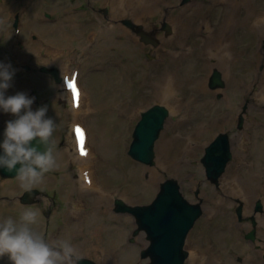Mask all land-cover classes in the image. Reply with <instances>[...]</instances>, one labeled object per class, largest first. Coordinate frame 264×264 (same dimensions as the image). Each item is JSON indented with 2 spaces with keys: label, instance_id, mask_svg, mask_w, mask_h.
Returning a JSON list of instances; mask_svg holds the SVG:
<instances>
[{
  "label": "rangeland",
  "instance_id": "374dc122",
  "mask_svg": "<svg viewBox=\"0 0 264 264\" xmlns=\"http://www.w3.org/2000/svg\"><path fill=\"white\" fill-rule=\"evenodd\" d=\"M102 1L32 0L31 4L24 6L21 0H0V21L3 22L0 23V61L10 64L15 70L11 81L12 86L7 91L15 90L12 95L23 92L30 98L34 97L32 110L47 106L46 118H51L56 123V130L52 135L55 166L44 175L42 183L33 186L46 189L50 197H44L32 204L21 203L19 196L25 189L20 187L17 178L4 179L0 176V219L11 217L18 220L25 210L37 211L39 215L37 223L32 226L33 230L43 235L49 243L67 241L79 256H89L96 259L99 264H145L146 260H140V251L149 243L147 235L141 232L134 242H130L136 226L135 218L131 214L114 211L115 197H121L130 204L150 203L158 191L159 183L168 177H175L180 181L183 192L189 200L197 201L194 191L199 188L201 196L204 197V213L188 236L187 248L199 251L204 257L209 255L203 251L204 248L209 253H211L209 249L216 248L222 257V264H264V243L260 250H257L256 245L245 237L247 231L252 228L249 217L254 212L253 206L256 199L261 197L264 202V155L249 146L251 154L246 156L249 166L257 158L261 164L255 172L257 180L254 184L258 182V187H261L255 197L250 199L238 193L226 191L229 187L227 174L237 157L235 136L239 133L244 134L253 109L257 106L255 78L259 73H264V35L259 37L262 51L256 54L251 46H248L255 36L250 28L235 32L234 41L239 39L235 43V49L238 52L237 68L230 70L229 65L220 67L216 65V58H211L206 72H202L198 66L189 73L187 84L176 93L177 102L174 105L152 97L149 91L144 93L140 84L144 77L145 79L151 77L147 63L155 59L156 50L163 45L164 39L174 35L175 28L170 13L179 12L195 0L186 4H182V0H171L163 11L154 17L149 27L145 22L129 14L113 18L112 8ZM205 3L206 0H203V4ZM220 6L221 4H217L216 8ZM257 6L259 11L264 12V0L257 2ZM70 10L73 11L75 18L72 24L68 22L54 24L59 16H65ZM106 10L108 15L105 13ZM16 15H19L21 22L23 43L18 42L13 34V21ZM212 17L213 14L210 15V18ZM125 19H131L136 26L142 25L143 31L157 39L158 44L144 42L139 29L124 23ZM164 22L171 26V33L164 30ZM107 23L127 27L130 29V34L138 38L132 42L122 36L120 26L114 28V32H117L115 38L107 36L101 31L102 26ZM34 31L41 35L40 40L32 37L31 33ZM242 34L244 37L241 36ZM50 40L59 44H68L69 48L64 49L66 54L56 52L61 46L51 44L53 42ZM120 60L128 67L129 83L120 74ZM66 64L82 68L81 84L96 107L93 113L95 117H79L82 120H88L86 125L89 122L93 143L97 144L95 147L98 149L100 158L104 150L103 155L106 161L102 160V162L109 166L105 167L108 178L106 185L113 187L112 191L103 192L106 195L103 197L109 198L108 206L106 205L108 201H104L99 195L84 192L79 197L73 188L74 185L80 187L78 176L80 164L74 159L71 140L72 123L75 117L70 103L63 96L62 83L59 84L51 73L42 70L44 66L50 69L56 68L62 77L65 71L71 72L70 68L64 69ZM214 68L222 71L226 81L224 88L209 87V78ZM105 70L110 71L108 73ZM197 74H203L205 77V88L211 103L208 118L216 120L226 115L228 123L224 126L215 124L211 128L202 127L198 138L188 142L187 149L189 151L192 147L195 149L179 156L177 169L171 171L163 162L161 148L163 149L167 137L173 134L172 125L178 122L177 119L182 120L191 112L199 115L198 120L205 118L198 106V101L191 112L184 109L188 100L196 99L200 94L194 88V78ZM232 79L239 83V88L235 86V91L230 89ZM208 95L204 98L208 99ZM143 96L145 99L142 101ZM125 102L129 105V111L131 110L128 114L121 106ZM154 104L166 105L170 108L171 114L156 141V162L154 165H147L133 160L128 154V149L141 112ZM245 104L247 111L243 127L240 129L238 120ZM15 118L12 114L6 113L0 116V143L3 142L6 122ZM257 119L264 122V115L257 116ZM221 131L230 134L233 159L221 177L220 186L217 187L207 179L200 159L205 153V147ZM176 133L179 134L178 131ZM104 141L105 146H103ZM111 141H113L112 146ZM103 170V167L99 170L101 178H103ZM152 172H155L156 178L152 184H149ZM66 180L70 183H66ZM66 184L69 185L66 186ZM238 197L245 201L244 222L238 221L235 211ZM75 201H79L77 207L73 206ZM70 202H72L71 206H69ZM75 213L78 214L74 215ZM263 215L257 214L258 243L264 242ZM224 224H227V228L223 227ZM214 225L223 227L220 234L233 233L234 238L223 241L218 239V243L212 234ZM231 225L235 228L234 231L230 229ZM208 226L211 229H208ZM93 227L97 229L96 250L82 251L81 247L85 245V240L91 237L89 229ZM104 256L110 257V260L107 261ZM238 257H242V261H239ZM0 264H10L7 256L0 258Z\"/></svg>",
  "mask_w": 264,
  "mask_h": 264
},
{
  "label": "bare ground",
  "instance_id": "6f19581e",
  "mask_svg": "<svg viewBox=\"0 0 264 264\" xmlns=\"http://www.w3.org/2000/svg\"><path fill=\"white\" fill-rule=\"evenodd\" d=\"M21 2L24 6H26L31 4L32 0H21ZM102 2L111 5L113 18L129 14L139 21L145 22L146 26L149 27L154 17L157 14H160L171 2V0H103ZM257 2H261V0H206L205 4H203V0H195V2L181 9L179 12H171L170 18L172 19L175 28L174 35L168 39H164L163 45L156 50L155 59L152 62L147 63V67L150 69L151 77L149 79H145L144 77L141 81L140 87L143 88L144 93L149 91L152 97L171 102L175 105L177 102L176 93L180 88L187 84L189 80V73L197 69L198 66H200V70L202 72H206L211 58H216V65L220 67L229 65L230 70L231 68H237L238 52L235 49V43L239 41V39L234 41L235 37L233 35L235 32L243 30V28H250V30L254 33L255 36L251 39V43L248 44V46H251V49L255 51L256 54H259L262 51L259 44V37L264 35V12L258 10ZM217 4H221L220 8H216ZM211 14H213L212 18H210ZM74 21L75 18L73 11L70 10L65 16L63 15L61 18L59 17L54 24L59 25L67 22L72 24ZM118 26L121 27L122 36L127 37L132 42L136 41L138 37L130 34L129 28L122 27L119 24L111 25L107 23L102 27L101 31L107 36L115 38V34L117 32H114V28H119ZM241 36L244 37V34ZM46 41L48 42V40ZM50 41L53 43H49L53 45L61 46V49L65 47L68 49V44H59L56 43V41ZM136 45L137 44L135 43V47ZM259 61L261 62V59ZM119 62L120 74L129 83V80L127 79L129 76L128 67L126 64H123L121 60ZM103 67L106 69L105 66ZM109 71L107 72L109 73ZM67 73V71L63 73L62 79ZM81 74L82 68L78 75V85H80ZM255 79L257 82V87L255 88L257 90V106L253 109L244 134L239 133V135L235 136L234 140L237 157L227 174V185H229V187L226 189V191L232 193H241L243 196L250 199L255 197L258 190L261 189L260 186L258 187V182L257 184H254L257 180L255 172L261 167V164L258 162L257 158L249 166L248 158L246 157L248 154H251L249 146L251 149L259 151L260 154L264 155V122H260L257 119V116L264 115V73H259ZM194 82V88L195 90H198L200 94L198 98L188 100L184 105V109L191 112L197 106L198 101V106L203 111L205 118L203 120H198L199 115L191 112L182 120L177 119L178 122L172 125L173 134L167 137L163 149L161 148L164 160L163 162L171 171H175L177 169V158L181 155L183 156L185 154L184 152L189 151L187 149L189 147L188 142L192 139L198 138L202 127L205 126L207 128H211L215 124L224 126L228 123L226 115H222L221 118L216 120H210L208 118V111L211 107V103L205 88L204 75L197 74L194 78ZM232 82L233 83L230 84V89L235 91V86L239 88V83L234 79H232ZM128 83L127 85H129ZM62 85L64 88L63 96L66 97L67 101L72 106L75 117L73 123H75L80 120L79 116H86L89 113L82 107L84 91L82 90L81 92L80 104L79 107L76 108L72 104L73 99L71 91L66 89L64 83H62ZM16 90L19 89L16 88ZM13 92H15V90H6V98L8 96H12ZM205 95H208V99L204 98ZM144 99L145 96L142 97V101ZM121 106L124 107L127 114L131 111H129L130 108L126 102ZM80 107L81 113L77 116L76 113ZM92 110L93 106L91 108V111ZM3 114V111L0 110V116H3ZM176 131H178L179 134H177ZM261 135L263 136L261 137ZM91 139L93 143V135H91ZM71 140L73 142L72 150L74 159L78 160L80 163V187L74 185L73 188L76 190L79 197H81L84 192L87 194L99 195V197H102L104 201H108L106 204L108 206L109 198L103 197L106 195L100 191L101 184L97 179L95 169H92L93 172L91 171V173L85 172V169L91 168V165L95 163L94 166L101 165L105 173V167L108 168L109 166H106V164L102 162V160L106 161L103 155L104 150L102 151L101 158L99 155H96L95 158H90V135L87 134L85 147L88 148V151L87 155L82 156L79 154L77 149V141L73 132L71 133ZM112 143L113 141L110 143L111 146ZM105 144L106 143L104 141L103 146H105ZM193 149H195V147H192L190 151ZM64 153L66 155V152ZM66 178L71 180V178H68L67 176ZM155 178V172H152L149 184H152L155 181ZM69 180H66V183H70ZM68 185L69 184H66V186ZM235 188L238 189L235 190ZM77 205L78 203H75V206ZM69 213L72 215L71 212ZM77 214L78 213H75L74 215ZM73 218L75 217L73 216ZM226 226L227 224H224L223 227ZM223 227H216L215 225L212 227V234L215 239H217V241L218 239L221 241L233 239V233L224 232L220 234ZM208 229H211V227L208 226ZM230 229L232 231L235 230L232 225L230 226ZM89 232L91 237L87 238L88 240H85V245H82L81 250L94 252L96 250L95 240L97 238V229L95 227L90 228ZM211 254L215 258L213 263L220 264L218 250H211ZM104 257L107 261L110 260V257ZM192 260L194 261L193 264H201V262H203V260L199 259L196 255L192 256ZM205 260L207 261L205 264L211 263L208 258Z\"/></svg>",
  "mask_w": 264,
  "mask_h": 264
},
{
  "label": "clouds",
  "instance_id": "9594fccd",
  "mask_svg": "<svg viewBox=\"0 0 264 264\" xmlns=\"http://www.w3.org/2000/svg\"><path fill=\"white\" fill-rule=\"evenodd\" d=\"M14 74L10 64L0 62V110L16 117L6 122L0 168L15 171L20 187L29 190L55 166L51 137L56 123L46 118L47 106L32 110L34 97L19 92L6 98ZM38 215L25 210L18 220L0 219V258L7 256L10 264H79L81 257L67 241L49 243L33 230Z\"/></svg>",
  "mask_w": 264,
  "mask_h": 264
},
{
  "label": "water",
  "instance_id": "95a60500",
  "mask_svg": "<svg viewBox=\"0 0 264 264\" xmlns=\"http://www.w3.org/2000/svg\"><path fill=\"white\" fill-rule=\"evenodd\" d=\"M187 1L184 0L183 3ZM127 22L130 23V21ZM51 73L59 82L58 72L52 70ZM214 84H224L217 70L213 76ZM167 116L168 109L161 105H155L142 113L129 149V154L134 159L146 164H154L155 142L160 136ZM32 143L35 146V141ZM206 151L203 162L207 169V176L213 182H218L219 176L232 157L228 135H219L206 148ZM0 154H3L2 148H0ZM0 173L4 177L16 176L15 171L8 172L4 168H0ZM41 193L43 192L38 189L27 190L21 200L24 203H34ZM116 204L117 211H128L136 217L138 227L133 232L134 236L142 230L147 232V238L151 243L141 252L142 258L150 257V262L147 264H184L187 256L184 250L185 240L195 221L201 216L202 207L200 203H192L184 197L176 179L170 178L163 181L155 199L149 204L132 206L121 199H118ZM260 208L261 203H258L257 209ZM237 212L241 218L242 205L237 208ZM79 264L97 263L89 258L81 257Z\"/></svg>",
  "mask_w": 264,
  "mask_h": 264
},
{
  "label": "snow or ice",
  "instance_id": "6c2138e0",
  "mask_svg": "<svg viewBox=\"0 0 264 264\" xmlns=\"http://www.w3.org/2000/svg\"><path fill=\"white\" fill-rule=\"evenodd\" d=\"M69 87L72 90V92L78 97L79 93H78V90L75 84H70ZM75 131L77 133V138H78V143H79L81 154L86 155L87 153L84 151V148H83V142H84L83 131L80 128H77Z\"/></svg>",
  "mask_w": 264,
  "mask_h": 264
},
{
  "label": "flooded vegetation",
  "instance_id": "af4514ba",
  "mask_svg": "<svg viewBox=\"0 0 264 264\" xmlns=\"http://www.w3.org/2000/svg\"><path fill=\"white\" fill-rule=\"evenodd\" d=\"M186 264H188V263H186Z\"/></svg>",
  "mask_w": 264,
  "mask_h": 264
}]
</instances>
